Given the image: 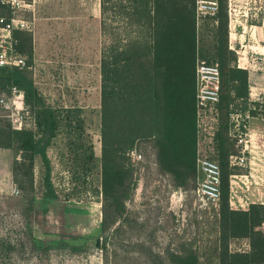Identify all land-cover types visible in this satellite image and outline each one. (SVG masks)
<instances>
[{"label":"trees","instance_id":"obj_1","mask_svg":"<svg viewBox=\"0 0 264 264\" xmlns=\"http://www.w3.org/2000/svg\"><path fill=\"white\" fill-rule=\"evenodd\" d=\"M21 1L30 4L32 0ZM99 1L103 38L99 59L102 263L128 264L135 253L147 264H199L193 249L166 251L162 256L143 242L136 244V251L129 244L116 247L113 242L131 228L126 204L136 186L130 154L137 142L152 143L159 172L169 177L175 188L196 181L195 68L197 61H202L217 66L220 74L217 125L209 153L220 169L218 264H264V204L251 203L246 209H233L229 204L230 179L243 173L230 163L238 156L236 139L230 133L232 116H238L239 132L243 133L247 117L264 118V104L249 100L248 72L237 66V55L228 47V0H219L217 14L201 21H211L203 26L209 47L200 46L194 0ZM12 14L0 3V19L10 20ZM113 15L119 18L117 26ZM12 36L17 53L30 67L31 34L15 30ZM12 87L22 93L35 130H14L9 122L0 123V148L15 151L12 183L21 195L29 230L37 160L41 167V200L58 199L48 148L60 131L65 136L72 178L89 174L96 157L81 109L49 105L28 69L0 67V93L9 95ZM234 239H245L248 250L231 251L229 242ZM55 248L72 253L84 250L66 244Z\"/></svg>","mask_w":264,"mask_h":264},{"label":"rangeland","instance_id":"obj_2","mask_svg":"<svg viewBox=\"0 0 264 264\" xmlns=\"http://www.w3.org/2000/svg\"><path fill=\"white\" fill-rule=\"evenodd\" d=\"M27 5L12 17L25 21L28 29L24 31L32 36L33 60L28 70L49 105L81 109L96 161L89 174L72 178L65 136L60 131L48 148L58 199L41 200V167L37 160L35 203L28 230L21 195L12 183L15 151L0 148V264H103L99 162V59L103 38L99 28V0H32ZM231 5H264V0H234ZM112 21L115 26L120 24L115 15ZM210 22L197 25L200 46L209 47L203 26ZM1 99L11 103L12 95L0 93ZM8 111L0 104V123L9 122L12 128ZM25 114V129L34 131L33 117L28 112ZM213 116L212 111L206 113L198 133V156L209 160L213 149L207 125H211ZM238 124V118L236 123L232 122V137L242 133ZM134 155L141 158L135 159ZM130 160L136 181L134 193L126 204L131 228L114 239L113 244L116 247L129 244L136 251V244L143 242L162 256L166 251L181 253L193 249L199 264H218V209L198 207L193 197L196 181L175 188L170 178L159 172L150 141L137 142ZM95 240L99 241L98 248L94 246ZM61 244L84 250L72 253L55 248ZM229 248L244 252L249 247L245 239H234L229 242ZM127 263L147 264L145 258H137L135 253Z\"/></svg>","mask_w":264,"mask_h":264},{"label":"built area","instance_id":"obj_3","mask_svg":"<svg viewBox=\"0 0 264 264\" xmlns=\"http://www.w3.org/2000/svg\"><path fill=\"white\" fill-rule=\"evenodd\" d=\"M0 3L6 5L14 13L25 9L29 5L21 0H0ZM219 7V0H194V12L197 25L204 19L213 18ZM28 29V24L20 19L11 17L10 20L0 19V67H15L19 69H31L26 65V61L19 55L15 49V40L12 32L15 30L24 31ZM195 87H196V127L197 140L200 127H203L206 113L213 112L211 125H207V130L212 141L217 125V115L215 105L219 99L220 74L215 65H209L202 61H197L195 68ZM12 101L5 103L0 100L7 110L14 130L25 129V119L27 112L23 104V95L16 87L11 88ZM237 115L232 116V122H237ZM235 126V125H234ZM206 129V128H205ZM239 129V124H238ZM231 133V131H230ZM236 139L235 147L238 150V156L231 158L232 166H243L245 163V153L250 151L253 145L258 141L257 138L247 132H243L234 137ZM264 137H261V139ZM260 139V140H261ZM135 159H140V155H134ZM196 183L193 190L195 203L201 209L213 207L218 209L220 200V169L218 165L207 159L198 156L196 158Z\"/></svg>","mask_w":264,"mask_h":264},{"label":"crops","instance_id":"obj_4","mask_svg":"<svg viewBox=\"0 0 264 264\" xmlns=\"http://www.w3.org/2000/svg\"><path fill=\"white\" fill-rule=\"evenodd\" d=\"M232 2H228V47L237 55V66L248 72L249 100L264 104V5ZM246 120L244 132L258 141L245 153L244 165L238 166L243 173L230 179L229 204L233 209L264 204V142L260 140L264 137V118Z\"/></svg>","mask_w":264,"mask_h":264},{"label":"water","instance_id":"obj_5","mask_svg":"<svg viewBox=\"0 0 264 264\" xmlns=\"http://www.w3.org/2000/svg\"><path fill=\"white\" fill-rule=\"evenodd\" d=\"M98 243H99L98 240H95V241H94V246H95L96 248H98Z\"/></svg>","mask_w":264,"mask_h":264}]
</instances>
